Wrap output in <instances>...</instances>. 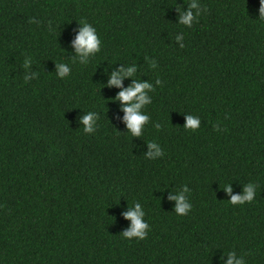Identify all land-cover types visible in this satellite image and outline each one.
I'll use <instances>...</instances> for the list:
<instances>
[{"label": "trees", "instance_id": "1", "mask_svg": "<svg viewBox=\"0 0 264 264\" xmlns=\"http://www.w3.org/2000/svg\"><path fill=\"white\" fill-rule=\"evenodd\" d=\"M199 2L207 11L187 28L184 0H0V264H220L233 250L264 264L260 3ZM81 21L102 40L88 66L71 61ZM133 62L142 81H162L137 139L114 102L120 89L103 87ZM56 63L71 76L58 78ZM90 110L100 120L86 134L79 118ZM185 115L200 129L185 130ZM151 140L164 152L155 161L144 157ZM248 183L254 201L231 205L224 187L242 195ZM185 185L192 210L179 217L161 192ZM134 202L150 231L130 241L122 213Z\"/></svg>", "mask_w": 264, "mask_h": 264}, {"label": "clouds", "instance_id": "2", "mask_svg": "<svg viewBox=\"0 0 264 264\" xmlns=\"http://www.w3.org/2000/svg\"><path fill=\"white\" fill-rule=\"evenodd\" d=\"M259 21H264V0H259ZM184 5L187 6V11L184 10ZM184 5H177L178 24L187 28H191L194 23L199 21L202 12L207 11L206 8H201L199 0H189ZM35 22V21H32ZM183 35L176 36V42L183 47ZM70 47L74 50V56L71 59L72 63H78L81 66H88L90 62L102 52V40L98 35L97 29L86 21H81L75 38L72 40ZM151 69L157 67L155 60H149L145 57ZM124 66L111 71L108 76L107 84L103 87L120 89L114 98V102L121 105L123 112L122 123H124L127 134L133 138H141L146 130V127L151 122V116L146 109L152 104V93H155L158 87L162 86V81L156 79L155 83L144 82L137 77L139 71L138 64H123ZM56 75L60 79H67L71 76L72 66L68 63H56ZM24 68L30 70L31 61L25 60ZM109 71V70H108ZM108 71L105 73L107 74ZM37 73L25 75V82L37 79ZM131 79L132 84L124 87V80ZM186 123L185 130L193 132L200 129L201 119L197 116L185 115ZM100 113L97 111H87L79 118V124L83 126V131L86 134H92L97 130ZM153 127L157 131L162 130V125L158 122L153 123ZM148 148L145 159L158 160L164 156L161 145L156 140L145 142ZM257 185L248 183L243 187V194H233L231 184L224 187V192L230 197L229 203L233 206H243L246 203L251 204L257 195ZM167 191V200L174 202V213L183 217L188 215L192 210L190 202V189L185 185L180 189L169 190V187L162 191ZM123 218L130 221V227L123 232L122 236L128 240H143L150 231V225L146 221V212L140 202H134L131 206L128 205L127 210L122 213ZM220 264H247L245 255H238L235 250L223 253L220 257Z\"/></svg>", "mask_w": 264, "mask_h": 264}]
</instances>
